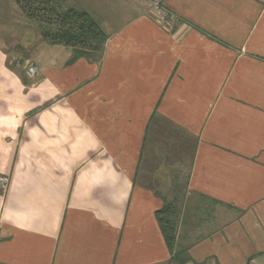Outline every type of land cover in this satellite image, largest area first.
<instances>
[{
	"label": "crops",
	"instance_id": "0c3cea01",
	"mask_svg": "<svg viewBox=\"0 0 264 264\" xmlns=\"http://www.w3.org/2000/svg\"><path fill=\"white\" fill-rule=\"evenodd\" d=\"M66 5L108 34L99 62H70L71 47L48 43L0 0L10 38L0 52L39 68L20 113L9 77L1 83L0 264H181L156 218L164 197L134 183L138 168L151 175L175 151L151 142L161 161L140 164L154 111L196 145L179 198L183 264H264V0Z\"/></svg>",
	"mask_w": 264,
	"mask_h": 264
},
{
	"label": "trees",
	"instance_id": "16d2710c",
	"mask_svg": "<svg viewBox=\"0 0 264 264\" xmlns=\"http://www.w3.org/2000/svg\"><path fill=\"white\" fill-rule=\"evenodd\" d=\"M19 7L26 19L37 23L40 34L44 40L52 45H64L71 47L74 61L78 58H86L93 62H99L103 56L108 34L101 25L83 9L67 6V0H13ZM23 64V61H20ZM186 131L154 111L147 125L142 151L140 154V164L144 157L151 156L152 159L157 154L149 152L150 143L161 142L163 148L169 152L179 145L180 140L176 136H183ZM174 136L176 139H173ZM187 139V138H186ZM183 140L186 142L187 140ZM192 145V144H191ZM196 145H192L190 156V168L186 175L185 190L188 184L189 173L193 165ZM166 152V154H167ZM186 155L184 149H179L178 155ZM173 154L170 152L169 157ZM167 159V157H166ZM140 168L134 178V183L139 180ZM148 188H153L152 184H144ZM178 185L177 188H179ZM175 190L176 189L175 187ZM156 193H158L156 191ZM160 194V193H158ZM163 196V195H161ZM164 197V204L156 211L160 230L170 251V262L186 263L190 260L187 249L177 247V227L180 216L179 197L176 195L172 199Z\"/></svg>",
	"mask_w": 264,
	"mask_h": 264
},
{
	"label": "rangeland",
	"instance_id": "374dc122",
	"mask_svg": "<svg viewBox=\"0 0 264 264\" xmlns=\"http://www.w3.org/2000/svg\"><path fill=\"white\" fill-rule=\"evenodd\" d=\"M31 26L33 27V29H36V31L40 33L37 23L31 21ZM7 34L8 33L6 32V30L4 34H0V39H2V42L7 43V40H10ZM8 50L9 49H6L4 47L3 50L0 52V54L3 55L0 57V69L2 70V74L0 72V98L6 99L10 97L8 96V93L4 92V87L1 86V83L7 81L6 76H8V84L13 85L16 89L15 91H17L16 95L14 96V98H16L15 101H17L18 98L19 100L23 97L25 98L26 94L28 93L25 89H28L29 84L35 83L37 80L36 76L28 75L25 72V69H23V66L19 64L20 61H23V58H13L11 52ZM21 103L22 101H19L15 104V113L21 112ZM177 137L180 140V143L175 148L176 150L174 151L172 157L166 160L163 159L165 160L164 162H166V164H163V167L161 169H157L151 175H144V169H141L139 172L140 182L152 184L155 191H157L168 199L174 198L175 195L180 198L181 195H183V193L185 192L184 188L186 185V175L189 171L191 164V142L188 141L185 144L183 143V136L179 135ZM179 149H184L186 151V155H178ZM157 158L159 161H161L159 156H157ZM163 158H165V156H163ZM152 162L154 163L155 161ZM167 162H170L171 164L168 163L167 165ZM178 185H180L179 188H177ZM175 187L178 190H175ZM5 190L6 189L0 186V195H2Z\"/></svg>",
	"mask_w": 264,
	"mask_h": 264
},
{
	"label": "built area",
	"instance_id": "2783aa9c",
	"mask_svg": "<svg viewBox=\"0 0 264 264\" xmlns=\"http://www.w3.org/2000/svg\"><path fill=\"white\" fill-rule=\"evenodd\" d=\"M159 12L162 14H167V11L163 8L159 9ZM23 66L26 70V73L30 76L35 75L39 68L38 65L32 61L31 59H27L25 62H23ZM9 179L6 176H1L0 177V186L4 189L8 187Z\"/></svg>",
	"mask_w": 264,
	"mask_h": 264
}]
</instances>
